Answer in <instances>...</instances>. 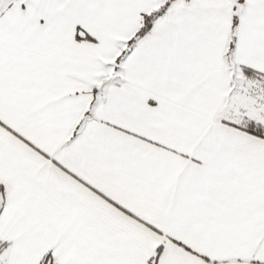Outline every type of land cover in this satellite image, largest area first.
Instances as JSON below:
<instances>
[{"label":"snow or ice","instance_id":"1","mask_svg":"<svg viewBox=\"0 0 264 264\" xmlns=\"http://www.w3.org/2000/svg\"><path fill=\"white\" fill-rule=\"evenodd\" d=\"M0 264H264V0H0Z\"/></svg>","mask_w":264,"mask_h":264}]
</instances>
